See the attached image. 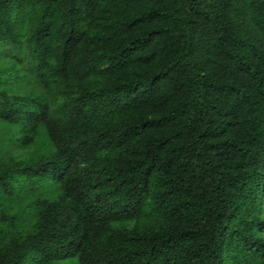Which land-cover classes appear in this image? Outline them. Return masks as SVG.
<instances>
[{
	"label": "trees",
	"instance_id": "trees-1",
	"mask_svg": "<svg viewBox=\"0 0 264 264\" xmlns=\"http://www.w3.org/2000/svg\"><path fill=\"white\" fill-rule=\"evenodd\" d=\"M0 264H264V0H0Z\"/></svg>",
	"mask_w": 264,
	"mask_h": 264
},
{
	"label": "rangeland",
	"instance_id": "rangeland-1",
	"mask_svg": "<svg viewBox=\"0 0 264 264\" xmlns=\"http://www.w3.org/2000/svg\"><path fill=\"white\" fill-rule=\"evenodd\" d=\"M14 154L16 155V156H25L26 155V153H25V151H18V150H14Z\"/></svg>",
	"mask_w": 264,
	"mask_h": 264
}]
</instances>
